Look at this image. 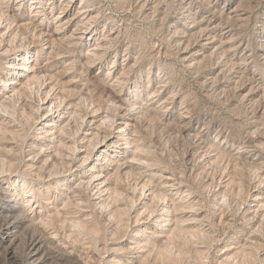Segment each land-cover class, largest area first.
Listing matches in <instances>:
<instances>
[{
  "label": "bare ground",
  "instance_id": "obj_1",
  "mask_svg": "<svg viewBox=\"0 0 264 264\" xmlns=\"http://www.w3.org/2000/svg\"><path fill=\"white\" fill-rule=\"evenodd\" d=\"M10 1L0 0V264H86L90 258L84 263L60 243L81 240L99 248L102 241L128 234L132 222L135 225L127 243L111 248L115 255L109 264H264V22L254 27L256 45L251 47V41L246 40L244 48L232 28L220 37L214 34L222 24L214 19V7L204 17L215 22L209 29L202 18L198 21L199 12L193 15L194 0H190L186 9L190 24L171 31L177 54L188 68L198 70L202 60H196L195 55L212 50L208 58L216 61L211 82L221 88L231 112L246 113L249 105L253 115L262 120L261 124L251 123L246 141L240 144L225 128L217 129L215 141L209 143V130H197L189 106H185L178 118L179 136L185 143L180 157L185 167L178 174L175 164L171 162L173 167H169L162 153H154L146 144L138 121L130 119L150 114L148 106H139L144 99L140 88L131 91L132 99L123 100L129 108L122 115V104L112 94L106 96L105 91L92 88L85 72L103 58L109 48L106 41L88 46L85 62L80 58L79 66L74 59L58 71L51 69L53 63L41 64L42 55L50 60L74 53L77 44L85 46L93 39L90 29L99 14L90 0H62L65 4L53 22L50 14L55 0L29 1L33 11L29 21L18 16L23 0H16L13 10ZM130 1L120 0L124 5ZM162 1L136 0L135 9L143 11L151 5L150 10L161 11L165 20ZM246 1L249 14L239 19L250 23L252 0H240L226 18L235 20L241 15L231 14ZM77 4L78 9L68 14L67 7ZM50 21L55 26L52 33L46 27ZM28 35L38 42L33 51L26 45ZM106 35L114 39L118 34ZM202 36L206 37L200 39L203 43L197 42L199 39L191 42ZM194 44L200 46L199 53L190 55L188 49ZM220 67L223 69L218 72ZM132 68L117 77L110 69L100 81L108 87H121ZM71 69L75 75L65 80ZM149 95L147 100L153 104L161 93L156 89ZM245 169L254 173L253 182L245 181ZM192 177L196 182L199 177L198 186L192 184ZM51 191L63 201L47 210ZM203 194L213 197L211 214L206 213L207 203L202 208ZM235 201L236 208L232 206ZM230 212L233 221L226 219ZM218 223L223 226L220 236L215 229ZM230 231L239 235L234 237ZM227 232L230 238L221 246L220 238ZM123 256H128V263L123 262Z\"/></svg>",
  "mask_w": 264,
  "mask_h": 264
},
{
  "label": "rangeland",
  "instance_id": "obj_2",
  "mask_svg": "<svg viewBox=\"0 0 264 264\" xmlns=\"http://www.w3.org/2000/svg\"><path fill=\"white\" fill-rule=\"evenodd\" d=\"M29 1L31 0H23L21 3L18 16L22 17L24 21H29L31 13L33 12L30 6L28 5ZM45 1L49 2V0H45ZM135 1L136 0H131L130 3L127 2L124 5V3L120 2V0H90L91 3L89 2V4L92 5L96 9L95 12L99 14L98 19H96V21L92 25L93 28L90 29L93 30L92 31L93 39L85 46H83L82 42L77 44L78 47L76 46L77 49L74 53L73 52L65 53L58 56V58L57 57L50 58V60L47 59L46 55H42L41 64L44 66L49 64L51 65L53 63L50 66L51 69L53 70L56 69L55 71H58V70H62L64 68L63 66L71 62V60L73 59L76 60L75 62L76 64L80 63L79 62L80 58L83 59V61L85 62L83 54L85 55L88 52V46L95 45V43L100 41H106L108 44L107 47L109 48L107 49V52L105 53L103 58L100 59L101 63H98L100 60L99 61L97 60L91 65L92 67H90V69H87V71L85 72V75H87L93 82L91 84L92 88L95 87L96 92L99 93L105 91V93H107L106 96L108 94H112V96L118 100V104H122V107L120 108V114L122 115L129 108L127 104L123 103V100L132 99L131 91L134 90L136 86H138V88H140V90L142 91L141 96L144 98L141 99L142 101L139 104V106L142 105L145 107L148 106V108L150 109L148 112H150L151 115L149 113L145 114L144 115L145 117H143L142 119L140 118L139 120H136L135 118L136 116L132 115L131 116L132 118L130 117V119L131 120L134 119L135 120L134 122L138 121L139 128L141 129L140 134L143 137V140L146 142V144L149 145L150 147L152 146L153 148L152 150H154V153L156 152V154L159 155L162 153L161 156L163 155L164 159L166 160L165 164H167L169 167H173L172 165L175 164L178 174L185 167L184 163H182L183 158L180 157L185 150L183 149L185 148V143H183V140L179 136L180 134L178 129H180V123L178 118L181 115L182 108H184L187 105L189 106L191 119L195 123L194 126H196V129L201 131L207 128V130H209V133L207 134L209 143L215 141L217 136V131L220 130L221 128H225L227 130V133H231L232 136H234L233 137L234 140L238 144H240L243 141H246L247 129L249 126H251V123H254L255 121L258 124H261L262 120L261 118L253 115L254 114L253 109L250 108L249 105L246 107V110H248L246 111V113L241 111L239 112L238 111L239 108L237 110L238 114L236 111L231 112L228 109L229 107H227L226 100L221 92L222 91L221 88L217 89L218 86H215V84L213 85V82H211L212 81L211 77L215 76L213 67L215 66V61H216L215 57L214 58L212 57V60L208 58L210 57L208 54L212 50L208 48V50L207 49L202 50L204 51L203 52L204 54L200 53L201 55L200 54L195 55V57L197 58L196 60H202V64L199 66L198 70L188 68L177 54L178 46L174 41V39L172 38L173 32L171 31H173L176 26L182 28L183 25H186L187 23L188 25L190 24L191 21L186 17L189 13L186 9L188 6L191 5L189 4L190 0H185V1L163 0L160 4V10L166 12L167 19L165 20L162 19L163 15L162 14L160 15L161 11L159 13H155V12L153 13V10L152 11L150 10L151 5L146 6V8H144L143 11L136 10ZM239 1L240 0H211L210 1L211 3L206 4L203 1L200 2V0H194L192 4V13L193 15H195L196 12H199L196 14V16L199 17L198 21L202 18L201 20H203L204 26H209V29H212L215 26L214 20L208 19L207 21V19H205L204 17L210 15L211 13H208V10L214 7L216 10V13L214 14L215 16L214 19L216 18L218 22L222 23L221 24L222 26L220 25L218 27V30H216L214 34L217 37H220L223 31L225 32L226 29L232 28L234 30L233 32L237 33L236 35L240 37L237 43L242 42V45L245 48L247 43L246 40H249L251 41L250 44L252 47V44L253 46L255 44L254 42L255 39L253 37V33H254L253 30L255 29L254 27L256 24L258 23L262 24L264 22V2L260 0V2L262 3L261 4L259 0H252L253 4L251 3L250 7L252 5L251 9H253L254 11L252 10L253 13L251 12L250 20H249L250 23L247 22L248 24H245L246 21L240 20L239 16L246 17L247 14H249L247 13L249 12L248 11L249 3L247 1L246 4H242L244 6H240L238 8L239 9L238 12L231 14V15H235L236 13L237 14L242 13L241 15L235 17L236 21L234 19L226 18L227 16H229V13L234 8H236L241 4V3L239 4ZM55 2L56 4L54 8L51 9L52 13L50 14V20L52 22H53L52 19H55V17H57V15L61 13L62 7L64 6L63 4H65V2H62V0H55ZM77 2H79V0H77L76 3ZM15 3L16 0L10 1L12 10L13 8L14 9L17 8V5H15ZM71 5L69 6L70 8L67 7L68 8L67 10L68 11L70 10L68 14L73 13L75 10L78 9L79 6V4H77L76 6H71ZM254 6L258 8H256L255 10ZM256 16L258 17L256 18ZM237 19L239 21H237ZM51 21L48 23L46 22L47 25L46 27L49 33H52L55 28L54 23H52ZM170 27L172 28V30L169 29ZM71 29H73V27L70 28L69 30L71 31ZM115 31L118 34L116 38L109 39L106 33L109 34ZM204 38L206 37L203 36L201 38L194 37V39L193 38L191 39L192 40L191 42H195V40L197 41L198 39L199 41L197 42H200L202 40H205ZM27 40L28 41H26L27 42L26 45L30 44V47L32 48L31 50L32 51L35 50L36 49L35 46H38V42H36V39L33 36L31 37L30 35L27 38ZM201 43H203V41ZM199 48L200 46L198 44H194L188 49L187 53L191 55L193 51L195 52L196 50H199ZM244 48L242 47V50ZM196 53L199 52L196 51ZM114 61L115 64L112 69L111 66ZM131 65L133 66L132 70L130 72L128 71L129 72L128 74H125L127 76L124 75L125 77H124L123 86L121 87L117 86L118 88L115 86L116 87L115 88L114 86L110 85L111 86L110 88V86L108 87L105 84H103V82H101L102 81L101 79L105 78V75L110 69H112L111 72L116 77L121 75L123 76V74H121L124 72L123 70L127 69V67L129 68ZM221 69H223V67H220L218 69V72H220ZM74 70L75 69L69 70L70 75L65 80L73 78L72 75H75L73 74ZM221 77L223 79V75ZM79 79L80 78L76 77L75 80L79 82ZM114 80L115 79H113L110 83L114 82ZM77 81L75 83H78ZM82 83L83 81L79 83V85L82 86ZM114 88L116 90L117 89L119 90L121 88L122 92L117 93L113 90ZM156 89L160 90L161 95L158 98H156L157 99L156 102L151 104L153 100L148 101L147 99L150 96H152L149 94H151ZM165 99H167V102L163 103ZM234 102L238 103L236 101ZM143 103L146 105H144ZM118 117L120 118L121 116L119 115ZM119 120L117 124L121 122ZM260 128L263 129V125H261ZM245 167L246 166H244V168ZM247 170L246 169L244 170L245 181L247 179L246 182H248V180L250 179L249 183L253 182L255 175L252 172V170L251 171L249 170L248 172ZM154 171L159 172L157 169ZM148 173H150V171ZM155 179L157 181L158 180L160 181L158 176ZM194 180L195 179H193V177L190 179V181L194 186H198L201 180L199 179V177L196 179L198 180L199 183ZM34 182L37 184V180H35ZM49 196H50V200L48 202H50V204L48 208H46L47 210L53 209L51 207H54L56 203L60 204L61 206L63 200H61V198H55L54 191H51V194ZM204 197L207 199V201L204 199ZM202 199L204 204L202 208H204V206L206 207L207 206L206 203H207L208 206L205 208V210L207 209L206 213L211 214L212 211L211 207H214L212 205L213 197L208 194H203ZM235 203L236 201L232 204L234 208L237 207V206L235 207L236 205ZM232 206L229 208V210L233 208ZM243 207L244 206H242V209ZM231 213L232 212L228 213V217L226 219L233 221L235 217L232 216ZM239 215L240 212H238V216ZM219 219L220 218H218V220ZM142 220L145 221L144 219ZM141 221L139 222L140 224L143 223V221L142 222ZM158 222L159 221H156L155 224L157 225ZM236 222L240 224L241 219H238ZM151 223L153 224V221ZM133 225H135L134 222L131 223V228L129 229L128 234L124 235L122 233V236H119L121 237V239L119 238L120 240L114 239L115 240L114 241L109 237L110 238L108 239L109 241L106 242L102 241V243H100L99 248L92 247L90 244H87L81 240L78 242L73 241L72 243L70 242L65 243L63 242L65 240H63L60 243V246H62V248L69 247L70 250L74 251V256H78L79 259L81 256L80 260L82 261L85 260L84 263H86V261L90 258L91 260L89 259L88 263L96 262V264H109V258L115 255L114 252L111 251V248L114 246L119 247L121 246V244L124 245L127 243V239L130 236V232L133 229ZM215 229H216V234L220 236L223 231V226L221 225V223H218L215 226ZM230 235H234V237H236L237 235H239V233H236L235 231H230ZM229 238H230L229 232H227L224 236L220 238L221 242L219 244L221 246H225V243ZM107 247L110 248L107 249ZM121 253L122 252H120L118 255L121 256L123 254ZM126 259L128 260V256H123L124 263L125 262L128 263ZM132 260L135 261V263H138V260H136V258H133Z\"/></svg>",
  "mask_w": 264,
  "mask_h": 264
}]
</instances>
